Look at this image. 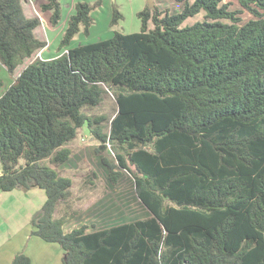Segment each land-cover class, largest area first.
Returning <instances> with one entry per match:
<instances>
[{
  "label": "trees",
  "instance_id": "1",
  "mask_svg": "<svg viewBox=\"0 0 264 264\" xmlns=\"http://www.w3.org/2000/svg\"><path fill=\"white\" fill-rule=\"evenodd\" d=\"M174 1L179 12H139L138 32L71 46L102 4L77 2L67 52L33 59L0 96V190L47 191L31 234L59 244L64 264H264V0H237L254 15L245 23L224 0ZM41 9L59 24L60 0ZM119 17L114 8L112 24ZM40 24L22 0H0V63L11 74L46 47ZM109 90L116 113L88 112ZM85 123L98 150L112 146L102 157L110 180L130 171L148 216L65 231L68 216L55 213L73 179L58 167ZM30 263L24 252L11 262Z\"/></svg>",
  "mask_w": 264,
  "mask_h": 264
},
{
  "label": "rangeland",
  "instance_id": "2",
  "mask_svg": "<svg viewBox=\"0 0 264 264\" xmlns=\"http://www.w3.org/2000/svg\"><path fill=\"white\" fill-rule=\"evenodd\" d=\"M47 0H33L38 12L42 16V25L38 27L37 36L47 41L46 47L37 51L31 58L26 59L18 66L14 73L0 63V78L3 85L0 86V96L14 82L20 72L35 58L48 59L64 52L66 48L60 46L68 18L75 13L77 2H88L91 5L98 0H60L61 18L56 27L49 20V11H42L41 4ZM156 7L170 13L179 12L183 8V2L174 0H154ZM230 2V9L237 10L241 17V23H245L254 15L243 8L237 0H224ZM104 2V4H103ZM29 16H38L33 8L32 0H22ZM29 4V7L27 6ZM32 9V12L29 9ZM114 8L121 13L118 22L112 24ZM149 8L148 0H102V4L92 11L96 20V27L91 26L93 32L88 39L83 40V35L78 36L71 46L84 42H92L99 38H107L114 31L124 34L138 32L142 27V19L139 12ZM152 11L154 9H151ZM204 13L189 18L185 23L192 24L202 19ZM149 28L154 27L152 20L148 23ZM50 48V49H49ZM49 49V50H48ZM117 111L116 98L112 91H108L104 101L97 107L90 108L92 114H105L113 116ZM67 146L72 150L70 158L58 167L61 174L73 179L72 194L70 198L61 202L55 216L66 214L68 221L65 230L87 224L89 230L103 228L112 224L131 219L148 216L147 208L142 204L135 192V184L132 173L126 169L120 170V176L116 183L110 180L109 169L103 163L102 157L112 158L114 155L111 144L97 149L100 146L98 139L92 136L87 123L78 131L76 138ZM24 163V160H20ZM48 162V160H47ZM118 169V168H117ZM116 169V170H117ZM47 200V191L44 188L33 186L30 189L17 187L10 191L0 190V264H11L13 257L20 252L35 256V261H41L38 253L44 250L46 245L50 247V253L55 257L64 251L57 243L44 241L40 237L31 234V220L42 210ZM55 249H53V248ZM63 260V259H62ZM62 263L61 257L57 258L56 264ZM63 264V263H62Z\"/></svg>",
  "mask_w": 264,
  "mask_h": 264
},
{
  "label": "crops",
  "instance_id": "3",
  "mask_svg": "<svg viewBox=\"0 0 264 264\" xmlns=\"http://www.w3.org/2000/svg\"><path fill=\"white\" fill-rule=\"evenodd\" d=\"M23 4V9H24V12H25V14L27 15V16H29L30 14H29V12L27 13V11H25L26 10V7H25V5H24V3H22ZM43 4V3H42ZM103 4H104V2H103ZM32 5H33V8H34V10L36 11V13L39 15V17H40V19H42V16L40 15V13L38 12V9H37V6H34V2H33V0H32ZM76 5V4H75ZM74 5V6H75ZM27 6L29 7V4H27ZM60 8H61V3H60ZM29 11L30 12H32V9L30 8L29 9ZM49 13H50V15H51V12L49 11ZM50 15H49V17H50ZM30 17V16H29ZM42 21V20H41ZM96 24V20L94 19V22H93V24H92V26H94ZM40 25H42V23L40 24ZM40 25L38 26V27H40ZM52 25V24H51ZM53 26V25H52ZM38 27L36 28V30H35V34L37 33V31H38ZM54 27V26H53ZM56 27V26H55ZM95 27H96V25H95ZM93 30V29H92ZM92 30H90V32L92 33L93 31ZM89 32V34L88 35H85L84 33H83V31H80L78 34H81L82 33V35L84 36L83 37V40H86V39H88V37L90 36V33ZM78 34H76L75 35V37L73 38V42L74 41H76L77 40V38H78V36L80 37V35H78ZM36 36H37V34H36ZM37 37H39V36H37ZM40 38V37H39ZM40 39H42V38H40ZM99 39H101V38H99ZM99 39H97V40H99ZM94 41H96V40H94ZM47 42V41H46ZM84 43H87V42H84ZM84 43H81V44H84ZM76 46V45H75ZM50 49V48H49ZM48 49V50H49ZM63 52H61L60 54H62ZM60 54H58V55H60ZM58 55H56V56H58ZM56 56H53V57H56ZM53 57H51V58H53ZM50 58V57H49ZM66 231V230H65ZM70 231V230H69ZM53 248V247H52ZM53 249H55V248H53ZM61 249H62V247H61ZM63 250V249H62ZM64 251V250H63ZM59 253H60V255H56L55 257L50 253V247H48L47 245H46V247H44V250H42L41 251V253L39 252L38 253V255H40V258H41V261L39 262V261H35V256H33V255H29V254H27V255H29L30 256V258H31V263L30 264H56V260H57V258H60L61 257V261H62V263H63V252L61 253V251H59ZM12 262V261H11ZM10 262V263H11ZM62 263H60V264H62ZM64 264V263H63Z\"/></svg>",
  "mask_w": 264,
  "mask_h": 264
},
{
  "label": "water",
  "instance_id": "4",
  "mask_svg": "<svg viewBox=\"0 0 264 264\" xmlns=\"http://www.w3.org/2000/svg\"><path fill=\"white\" fill-rule=\"evenodd\" d=\"M149 2V8L150 9H155L156 8V4L154 0H148Z\"/></svg>",
  "mask_w": 264,
  "mask_h": 264
},
{
  "label": "built area",
  "instance_id": "5",
  "mask_svg": "<svg viewBox=\"0 0 264 264\" xmlns=\"http://www.w3.org/2000/svg\"><path fill=\"white\" fill-rule=\"evenodd\" d=\"M64 52H67V49Z\"/></svg>",
  "mask_w": 264,
  "mask_h": 264
}]
</instances>
